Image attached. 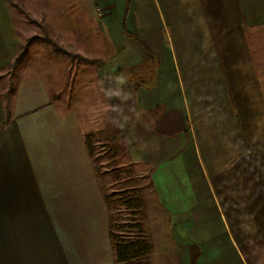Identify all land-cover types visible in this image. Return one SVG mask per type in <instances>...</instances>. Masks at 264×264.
I'll return each instance as SVG.
<instances>
[{"label":"crops","instance_id":"1","mask_svg":"<svg viewBox=\"0 0 264 264\" xmlns=\"http://www.w3.org/2000/svg\"><path fill=\"white\" fill-rule=\"evenodd\" d=\"M89 6L114 135L150 171V264H264V0ZM18 37L0 0V264H118L88 132L9 65Z\"/></svg>","mask_w":264,"mask_h":264},{"label":"rangeland","instance_id":"2","mask_svg":"<svg viewBox=\"0 0 264 264\" xmlns=\"http://www.w3.org/2000/svg\"><path fill=\"white\" fill-rule=\"evenodd\" d=\"M92 1L10 0L19 34L16 50L22 54L18 74L42 75L58 106L75 109L86 131L95 134L92 153L100 170L104 192L113 193L124 185L136 184L143 195L149 194L148 168L136 166L126 153H114L111 147L114 145L111 141L115 131L114 115L110 114L101 80L109 52L105 48L103 31L93 22L97 13L89 6ZM124 20L123 28L126 27ZM11 77L12 74L8 78ZM129 166L134 169L130 183L128 179L111 181L116 168L126 170ZM147 263L150 264L149 258Z\"/></svg>","mask_w":264,"mask_h":264},{"label":"trees","instance_id":"3","mask_svg":"<svg viewBox=\"0 0 264 264\" xmlns=\"http://www.w3.org/2000/svg\"><path fill=\"white\" fill-rule=\"evenodd\" d=\"M124 30L125 34L133 35L130 34L131 32H129L126 27H124ZM21 55V53L16 52L14 60L9 65L12 67L14 66L13 64H17ZM113 136L111 140L114 142V145H111L114 150L113 152L117 153V151H121L124 155L125 147L116 139L115 135ZM94 139H96V136L92 132L85 134L88 152L100 179V170L96 166V159L92 153L94 149L91 143ZM133 175L134 169L131 166L126 170L125 168H116L112 176L113 180L111 179V181L120 182L123 179H128L127 182L130 183L131 180L129 181V179L133 177ZM149 183L152 184L150 177ZM122 187L117 191L113 190L116 191L113 193L104 192L106 205L110 210V225L108 231L113 247L114 261L118 264H148L147 259L149 254L153 251V243L151 242L152 236L146 212L145 195L141 193L139 186L136 184H127ZM103 190L105 191L104 187Z\"/></svg>","mask_w":264,"mask_h":264},{"label":"clouds","instance_id":"4","mask_svg":"<svg viewBox=\"0 0 264 264\" xmlns=\"http://www.w3.org/2000/svg\"><path fill=\"white\" fill-rule=\"evenodd\" d=\"M116 79H117V82H118V83H123L124 80H125L123 76H118V77H116ZM113 94H114V95H119V91H116V92H114Z\"/></svg>","mask_w":264,"mask_h":264}]
</instances>
